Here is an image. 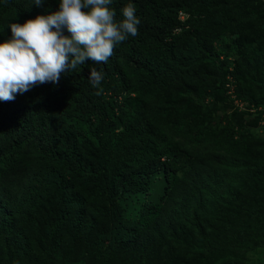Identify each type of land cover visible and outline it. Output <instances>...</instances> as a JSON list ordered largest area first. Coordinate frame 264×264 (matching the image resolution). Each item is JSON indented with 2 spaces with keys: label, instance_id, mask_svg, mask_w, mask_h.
<instances>
[{
  "label": "trees",
  "instance_id": "1",
  "mask_svg": "<svg viewBox=\"0 0 264 264\" xmlns=\"http://www.w3.org/2000/svg\"><path fill=\"white\" fill-rule=\"evenodd\" d=\"M129 3L139 34L107 63L86 60L57 84L0 101V264H18L19 257L50 264L41 244L26 248L21 229H3L16 217L57 235L71 264L217 263L243 234L241 226L228 232L220 225L217 206L241 201L229 186L243 171L264 184V167L249 172L241 162L258 154L252 137L250 144L238 131L237 107L216 122L211 116L220 103L227 109L229 95L240 96L238 77L250 64L241 53L252 61L261 48L251 46L260 36L248 29L259 16L264 23V0H113L117 21ZM57 10L58 0H0V41L11 38L10 24ZM227 34L238 37L234 60ZM90 67L103 74L96 87ZM263 155L252 158L264 163ZM85 226L86 238L78 239ZM180 248L196 259L188 261Z\"/></svg>",
  "mask_w": 264,
  "mask_h": 264
},
{
  "label": "clouds",
  "instance_id": "2",
  "mask_svg": "<svg viewBox=\"0 0 264 264\" xmlns=\"http://www.w3.org/2000/svg\"><path fill=\"white\" fill-rule=\"evenodd\" d=\"M43 2L32 0L36 6ZM112 3L58 0L57 11L10 24L11 38L0 41V101H12L37 84H57L62 73L81 69L86 60L107 63L118 45L139 34L141 23L131 3L120 10L122 19L117 21ZM184 18L178 12V20ZM88 78L96 87L103 74L90 67Z\"/></svg>",
  "mask_w": 264,
  "mask_h": 264
},
{
  "label": "rangeland",
  "instance_id": "3",
  "mask_svg": "<svg viewBox=\"0 0 264 264\" xmlns=\"http://www.w3.org/2000/svg\"><path fill=\"white\" fill-rule=\"evenodd\" d=\"M253 25H255L256 28H250L248 29V31L256 30L255 35L260 36V42H253L251 46H253L254 48H261L256 51V53L258 54H255L254 56H252L251 54L252 61L250 60L249 53L242 50L241 54L246 55L245 57L248 58V62H250L251 65L247 63L248 72H245L241 74V77H238L241 85V92L239 93L240 96L238 95L236 97V95H233L230 98L229 95V97H227L228 101L226 100L227 104L225 106L227 107V109L225 111L220 110L222 109V106L224 107V105L220 103L218 105L219 110L211 116L213 118L211 120H215L216 122L218 121L219 117L223 116V114L227 115L232 110L235 111L234 108L237 107L236 109L240 110L239 113L241 114L239 116L240 120L238 122V131L243 133L244 135L248 134V140L250 144L252 137V149H256L253 152H257L256 154L259 155V153H263L264 151V146H260L261 143L264 142V68H261V54L264 53L261 52L262 48L264 49V39L261 37V34L264 31V23L262 22V16L255 18V23ZM224 40V44H226V46L230 49V57L233 60L238 58V56H240L239 50L236 49V40H238V37L235 35L231 36L227 34L224 37ZM256 43L260 44L257 45ZM253 59H255L256 64H253ZM210 79L211 81H214L213 86L218 85V78L211 77ZM171 93L172 91L168 92V94L166 92L165 95L170 97ZM174 93L176 92H173L172 96L174 95ZM243 96L247 97L248 99L251 98V100L253 101L260 100L262 103L256 105L251 104L244 99L242 100L241 97ZM209 103L210 102L207 103L205 101V103L203 104L207 105ZM145 108H148V106ZM248 153L246 154V158L241 162L247 165L246 169L249 172H252L254 170L255 165H261L262 167H264V163H261L259 161V158H252L253 156L255 157L258 155L251 156V154ZM252 167L253 170L251 169ZM241 175L242 176H239L232 182H230L229 186V192L231 194H236L237 197H242V199H240L241 201H239V199H233L230 205L221 203L217 207H219L220 209L219 215L222 216L221 219H219L220 225H226L225 230H227L228 232L230 230L234 231L236 229V226H241V229H244L243 234L239 236L240 240L237 239V244L233 245L234 248L231 255L226 257L223 261L217 263L207 261V264H264V184L257 179L254 173L252 175L251 173L245 174V172L243 171ZM219 188H221V186H217V189ZM226 197L227 198L223 199L224 202H226V200H228L229 198V196ZM217 207H214L215 213H217L218 211ZM20 219L18 217H16V219L12 218V220L9 219L10 221L8 220L4 223L5 225L3 229H5V231L7 230V233L9 234L12 233V231L14 233V231H17L18 228L21 229L23 233L17 236L27 238L29 240L28 241L23 239L26 244V248L31 251L34 250V247H36L37 244H41L47 251V255L46 257H44L45 263L71 264L70 259L67 257L69 252L65 253L64 248L55 241V238H59L56 237L57 235H53L52 237L50 235L49 237V234H45L43 230H40L37 227V224H31L32 228L22 226V221L26 220V218L23 217ZM256 220H258L257 226L254 225V221ZM88 223H91V219L88 220ZM39 231L42 232L41 235H39ZM78 231L80 233L78 239L80 237L86 238V226L82 230L78 229ZM19 241H21V239ZM54 244H56L55 248H53ZM178 250L186 256L188 261L193 262L196 259L195 255H193L192 251H190L189 249L180 248ZM36 260L38 261V263L44 264L42 260ZM16 261L18 262V264H26L24 261L20 260V257L19 260ZM135 263L144 264L142 260H137Z\"/></svg>",
  "mask_w": 264,
  "mask_h": 264
},
{
  "label": "built area",
  "instance_id": "4",
  "mask_svg": "<svg viewBox=\"0 0 264 264\" xmlns=\"http://www.w3.org/2000/svg\"><path fill=\"white\" fill-rule=\"evenodd\" d=\"M229 94L231 93V90L228 92ZM232 96V95H231ZM264 111V110H263Z\"/></svg>",
  "mask_w": 264,
  "mask_h": 264
}]
</instances>
